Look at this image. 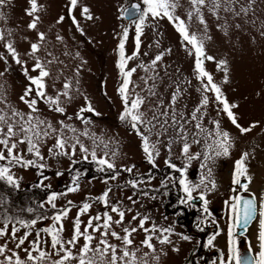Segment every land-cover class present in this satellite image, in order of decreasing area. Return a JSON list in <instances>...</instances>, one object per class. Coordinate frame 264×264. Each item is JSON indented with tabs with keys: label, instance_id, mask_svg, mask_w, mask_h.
Returning a JSON list of instances; mask_svg holds the SVG:
<instances>
[{
	"label": "snow or ice",
	"instance_id": "1",
	"mask_svg": "<svg viewBox=\"0 0 264 264\" xmlns=\"http://www.w3.org/2000/svg\"><path fill=\"white\" fill-rule=\"evenodd\" d=\"M28 2L29 8L26 9V14L31 17L28 29L35 31L36 36L34 40H28V48L23 53L15 46L12 33H6L0 29V44L4 49L3 52H0V61L8 65L9 59H11L15 64L20 65L29 82L23 95L19 97V101L26 105L27 111L12 103L3 85L0 84V161L6 162L0 164V181L18 189L19 178L14 175L12 169L17 166L35 167L41 176V180L35 187L50 188L51 185L44 184V181L49 179L44 175V171L49 168L48 159L51 158L57 162L58 157L72 159L79 151L83 154V161L87 162L91 157V161L97 165L96 171L106 174L103 180L106 189L101 195L94 198L88 197L80 205H76L77 213L72 221L71 235L68 239L64 238V221L69 217L74 204L72 200H68L66 206L58 209L56 201L61 196L78 192L80 177L86 175V172L81 173L76 170L66 191L51 192L46 201L38 205L40 209H45V205H49L51 209L55 210L51 215L44 211L37 214L35 218L25 220L20 215L11 214L5 208L3 215H0V240L3 241L0 242V264H149V256L158 262L159 256L155 255L154 241H158L161 245H173V241L170 239L173 228L158 225L150 214L142 213L132 207L137 204L143 207L141 204L143 197L157 199L155 195H150L148 190L141 187L150 185L151 180L155 179V175L150 169L147 179L137 173L136 178L118 185L121 190L128 186L135 190L133 195L127 197L132 206L126 205L123 200L114 198L113 186L110 182L117 181L122 172L131 175L136 166L118 167L116 163L118 149L110 146L113 142H106L102 138L96 137L94 133L90 134L88 126L91 125L92 120L85 114L92 113L96 116L100 114L95 111L87 96L84 97L85 105L74 116L67 115V108L64 105L65 102L70 103L73 99L72 81L64 78L62 87L55 89V80L63 76V67L60 66L64 62L56 55V46L49 40L48 32L39 29L41 17L38 13L43 10V5L39 4L38 0H28ZM10 3L11 0H0V9L7 7ZM188 3L186 19L176 14V10L180 7L179 0H141L140 3L131 6L133 11L123 10L125 16L138 18L131 21L135 31L133 53L128 55L125 49L126 41L129 38L128 27H122L117 46L119 57L117 67L123 77L121 86L118 88L123 103V111L119 120L130 126L131 130L139 137L141 149L152 169H158L157 159L161 156L163 149L166 154L164 164L171 170V173L179 174L178 176L168 174L162 178L161 188L168 189L170 183L174 186L178 184L184 193L179 198L181 205H190L196 199L193 192H199V198L204 205L203 211L207 213L206 193L217 188L214 177L216 162L219 158L230 156L231 149L235 145V139L229 131L222 128L220 119L214 118L206 121L209 105L214 102L217 105V116L219 117L221 114L226 116L241 135L250 133L258 126V122H253L247 127L239 122L234 111L239 106L228 100L222 91L221 84H218L212 73L205 68V61L216 62L217 70L224 73L223 83L226 84L229 82L228 61L226 59L217 61L216 57L206 53L204 40L190 31L189 21L193 18L197 19L204 26L205 36H207L205 9L216 16L217 20L220 19L221 10L234 19L240 20L243 17H249L250 11L254 12L252 5L255 0H248L247 3H241V0H188ZM65 7L67 18L71 20L81 35L85 33L80 20L75 15L77 10H79L80 17L86 21L99 19L92 13L90 7L81 3V0H67ZM149 18L157 22L167 19L182 37V42L189 55L195 56V76L200 82V87L197 89L200 92V100L191 111L184 110L187 109V105H184L183 108L179 107L186 92V89L182 87V82L173 81L167 85L168 88H172L167 99L164 93L159 91L164 77L157 71V65L163 60L166 53L171 52V49L159 52L147 65L141 62L137 67L142 68L146 73L151 71L153 74L141 77L143 87L133 85L131 78L137 68H128V61L141 55V36L145 22ZM4 19L6 17L0 11V20ZM65 19L66 16L61 15L55 24H62ZM224 19L225 22L219 24L218 27L225 36L229 35L230 28L239 29L241 27L240 23L228 24L227 16ZM262 28H264V23H262ZM51 30L50 28L49 31ZM261 35L264 36V31H261ZM207 39H211V37L207 36ZM54 40L63 44L64 37L56 33ZM157 46H159L158 41ZM62 55L68 56L69 53L65 51ZM143 55H147V53H143ZM76 56H79V53H76ZM29 62H31V72L36 75L30 74ZM83 63L87 62L82 61ZM53 65L57 66L58 75H54ZM80 70L81 66H77L74 75L78 76ZM6 71H8L7 67L4 71H0V77H3ZM165 75H168L167 71H165ZM49 80L53 81L51 85ZM76 83L78 84L79 81L77 80ZM130 85H132L131 88ZM49 87L55 89L54 94H49ZM136 88H139L140 91L137 92ZM76 91L79 92V89L77 88ZM41 103L47 105L49 111L65 116L67 121H80L85 125V129L81 131L63 119L53 123L46 117H42L39 106ZM82 137L91 141V149L84 143ZM50 139L53 142L47 148V156H45L41 149L47 145ZM194 146H200L201 151H193ZM101 147L103 154L98 156L96 149ZM174 150L176 159L181 161L180 164L173 160ZM250 158L254 159V154L245 151L234 162L232 184L236 187L232 191L237 194L226 201L229 209L228 252L226 256L222 257L220 264H264V195L258 197L250 191L249 186L253 182V176L249 171ZM193 160L201 161L200 168L204 170L198 183H192L188 179V169ZM79 162L72 160L73 164ZM63 174L59 170L55 173L56 176ZM242 178L245 182H242ZM152 191L159 193L160 189H152ZM163 194L167 195L168 193ZM3 203L4 198L0 197V207L3 206ZM97 203L101 204L105 210L97 212L95 215H88L86 222L82 220L81 217L89 214L93 205ZM21 211L33 213L36 210L28 207ZM45 219L51 220V224L36 230L35 238L29 241V236L32 235L31 230L35 228L38 221ZM253 222L257 224L258 251L254 255L242 254L237 246V234L233 229H241L239 235L244 236ZM21 228L28 231L18 235ZM141 232L144 233V237L137 243L136 236ZM181 239L188 241L190 237L183 235ZM214 239L215 236L210 238L207 242L208 245H212ZM26 241L28 242L27 246H25ZM10 243L14 244V247H10ZM46 245L50 247L51 251L46 250ZM173 251H179V248L173 245ZM21 252L24 253L23 257L20 255ZM252 252L253 248L249 241L247 253Z\"/></svg>",
	"mask_w": 264,
	"mask_h": 264
},
{
	"label": "rangeland",
	"instance_id": "2",
	"mask_svg": "<svg viewBox=\"0 0 264 264\" xmlns=\"http://www.w3.org/2000/svg\"><path fill=\"white\" fill-rule=\"evenodd\" d=\"M128 1L131 0H81L82 4L90 7L92 13L99 17V19L93 21H86L80 17L79 10H77L75 15L80 20L81 27L85 33L81 35L71 20L67 18V10L65 7L67 0H38V3L43 5V10L38 13L41 17L39 29L48 32L49 40L56 46V55L64 62L60 66L63 67V76L55 80V89L62 87L64 78L70 79L73 84V99L70 103L65 102L64 105L67 108V115L74 116L85 105L84 97L87 96L95 111L100 114L98 116L92 113L85 114L86 116H90L92 120L91 125L88 126L90 134L94 133L96 137L102 138L106 142H113L110 146L118 149L116 163L120 167L139 164V160L143 158V151L141 152L142 149L140 150L139 147V137H134L133 130H131L130 126L125 125L119 120V116L123 111V103L118 93V88L121 86L123 77L117 67L119 59L117 46L122 27L129 28V38L125 44L126 53L131 55L135 50V31L131 23L132 20L124 22L121 14L123 7ZM132 1L141 2V0ZM247 2L248 0H241V3ZM179 4L180 7L176 10V14L186 19V13L189 9L188 0H179ZM141 7L143 8V5ZM28 8V0H11L10 5L0 9L6 17V19L0 20V29L6 33H12L15 46L21 53L28 48V40H34L36 36L35 31L28 29V23L31 21V17L26 14V9ZM252 8L254 12H249L250 18L243 17L240 20L234 19L223 10L220 11V19L217 20L216 16L205 9L207 36H210L211 39H207L204 26L197 19L193 18L189 21L190 31L196 33L198 37L204 40L206 53L216 57L217 61L221 59L228 61L229 82L226 84L223 83L224 73L217 70L216 62L205 61V68L212 73L215 81L221 84L222 91L228 100L239 106L234 110L239 118V122L245 117L257 116L259 113H263L264 109L261 106V103L264 101V36L261 35V31H264V28H262V23H264V0H255ZM61 15L66 16L65 21L62 24H55V21ZM226 16L228 24H241L239 29L235 27L230 28L228 36H225L224 32L218 27L219 24L225 22L224 18ZM50 28L52 29L51 31H49ZM56 33L64 37L63 44L54 40ZM25 37L27 39H24ZM141 41V55L128 61V68H137V71L133 73L131 78L133 85L143 87L141 77L151 76L153 74L151 71L146 73L142 68L137 67L141 62L147 65L156 54L165 49H171V52L166 53L163 60L157 65V71L164 77L159 91L164 93L167 99L172 91V88H168L167 85L173 81L182 82V87L186 89V92L180 101L179 107L183 108L184 105H187V109L184 110L186 112L191 111L200 100V92L197 90L200 87V82L195 76V56L189 55V52L182 42V37L176 31L175 27L167 19H162L157 22L149 18L145 22ZM157 41L159 42V46H157ZM3 51V46L0 44V52ZM65 51L69 53L68 56L62 55ZM76 53H79V56H76ZM143 53H147V55H143ZM82 61H86L87 63L82 64ZM77 66H81V70L79 75L75 76L74 72ZM5 67L8 68V71L5 72L3 77H0V84L3 85L11 102L16 104L20 109L27 111L26 105L19 101V97L23 95L29 83L23 74V68L15 64L11 59H9L8 65L0 61V71H4ZM28 68L31 75H36V73L31 72V62H29ZM52 69L54 75H58L57 66L53 65ZM165 71H167L168 75H165ZM77 80L79 81L78 84L76 83ZM52 83L53 81L49 80V84L51 85ZM131 87L132 85H130ZM77 88L79 92L76 91ZM55 89L49 87V94H54ZM136 91L139 92L140 89L136 88ZM39 106L41 108L40 115L46 117L53 123L57 120H66L65 116L49 111L47 105L41 103ZM216 109L217 105L214 102L209 105L206 121L217 118L221 120L223 129H235L226 116L223 114L219 117L217 116ZM66 122L73 124L81 131L85 129V125L78 120H66ZM81 139L91 149V141L84 137ZM52 142L50 139L47 145L42 147L41 151L45 156H47V148L51 146ZM96 151L98 156L103 154L102 147L97 148ZM163 153L164 150L162 149L161 154ZM82 155V153L77 151L76 156L72 157V159L58 157V162L57 160L49 158V168L44 171V175L48 176L49 179L44 181V184L51 185L49 189L52 192L60 193L66 191V187L71 184L73 177V175L70 177L66 173V170L72 165V160H82ZM160 159L161 156L157 159L159 165L163 161ZM89 160H91V157H89ZM4 163L6 162L0 161V164ZM142 169L143 167L139 169L136 167L133 172H138ZM58 170L64 174L62 176H56L55 173ZM12 171L19 178L20 186L32 182L38 184L41 180V176L38 174L39 170L35 167L22 168L17 166ZM128 178L132 179L128 177L126 172H123L117 181H111L110 183L113 186L114 198L123 200L126 205L132 206L129 204L127 197L133 195L135 190L127 187L121 190L118 187L120 183L129 180ZM156 184L157 181L152 180L150 185L147 186L153 187ZM105 189L106 185L103 179L91 178L87 173L80 177V190L78 192L69 193L57 199L56 204L58 209L66 206L68 200H72L74 204L69 213V217L64 221L65 239H68L71 235L72 221L77 213L76 205H80L88 197L94 198L101 195ZM149 199L145 197V199H142L145 201L141 204H143V207H149L150 209L147 211V209L143 208L141 212L151 215L152 210ZM45 207L50 206L45 205ZM132 207H135L139 211L141 208L140 204ZM104 210L101 204H94L90 213L82 216L81 219L86 222L88 215H95L97 212H103ZM50 224L51 220L49 219L38 221L35 228L31 230L32 235L29 236V241L35 238L36 230L49 226ZM24 231L28 230L21 228L18 235H22ZM41 235L43 236L44 234L42 233ZM143 237L144 233L142 234V232L136 236L137 243ZM0 242L3 241L0 240ZM154 243L156 245V241ZM27 245L28 242L26 241L25 246ZM9 246L14 247V244L10 243ZM45 248L51 251L49 246L46 245ZM20 255L23 257L24 253L21 252ZM148 259L149 264L150 262L151 264H156V261L151 256Z\"/></svg>",
	"mask_w": 264,
	"mask_h": 264
},
{
	"label": "flooded vegetation",
	"instance_id": "3",
	"mask_svg": "<svg viewBox=\"0 0 264 264\" xmlns=\"http://www.w3.org/2000/svg\"><path fill=\"white\" fill-rule=\"evenodd\" d=\"M129 2L130 1H128L126 5H128ZM122 19L124 22L132 20H127L124 17ZM261 106L264 107V101L261 103ZM253 122H258V126L250 133L244 135H241L236 128L227 130L235 139V145L231 149L230 156L219 158L216 162L214 177L217 188L214 191L206 193V199L208 200L207 213L203 211L204 205L203 201L199 198V192H193L196 199L192 201L190 205H181L179 204V198L182 197L184 193L181 191L178 184L174 186L170 183L168 189L161 188L162 178L168 174L175 176L179 175L178 173H171V170L164 164V160L166 159L165 152L161 154L160 160L163 161L160 165L158 164V169H152V166L148 164L143 153V158L139 160V164H133L138 169L140 167H143V169L138 172H133L134 174L132 175L126 172L128 177L132 179L136 178L137 173L147 179V173L151 169L155 175V179L153 180L157 181V184L153 187L147 185L142 186V188L150 192V195H155L158 199H149L152 210L151 216L158 225L163 227L171 226L173 228V234L170 236V239L173 241V245L179 248V251H173V245H161L156 241L155 255L159 256V261H156V264H220L222 257L227 255L229 209L226 201H229L230 197L237 194L232 191V189L236 187L232 184V173L235 160L239 159L243 152L248 151L254 154V159L250 158L251 163L249 171L253 176V182L249 186L250 191L255 193L258 197L263 195L264 191V109L263 113H259L257 116L245 117L240 121L245 127ZM133 133L134 137L137 136L134 131ZM139 147L141 150V146ZM193 151H201V147L194 146ZM173 160L177 164L181 163L180 160L176 159V151H174ZM200 163L201 161L199 160H193L188 169V179L192 183H198L202 171H204L200 168ZM121 174H123V172ZM242 182H245L243 178ZM122 184H124V182L120 183V185ZM157 188L160 189L159 193L152 191V189ZM165 192L168 194L164 195L163 193ZM142 199H145V197ZM142 199L141 203L145 201ZM143 208L147 209V211L150 209L149 207H141L140 212ZM164 217H167V219H164ZM233 231L237 234V246L242 254L254 255L255 252L258 251L256 222L251 224L248 232L244 236L239 235L241 232L239 228H235ZM217 233L219 234L217 235ZM183 235L189 236L190 240L185 241L181 239ZM213 236H215V239L212 245H208V240ZM249 241L253 248L252 253H247Z\"/></svg>",
	"mask_w": 264,
	"mask_h": 264
},
{
	"label": "trees",
	"instance_id": "4",
	"mask_svg": "<svg viewBox=\"0 0 264 264\" xmlns=\"http://www.w3.org/2000/svg\"><path fill=\"white\" fill-rule=\"evenodd\" d=\"M80 161L79 163L73 164L66 170V173L71 177L74 175L76 170L81 173H88L92 178H105V173H100L96 171L97 165L91 160ZM36 183L32 182L24 186H20L16 189L14 187L8 186L5 182L0 181V197L4 198L3 206L0 207V215H3L4 209H8L13 215H20L25 220H30L35 218V216L41 212L46 211L48 215H51L55 210L51 207H45V209H40L38 205L45 201L48 195L52 192L49 188L35 187ZM129 189H132L128 186ZM134 190V189H132ZM28 207L34 208L36 211L33 213H28L27 211H21V209H27Z\"/></svg>",
	"mask_w": 264,
	"mask_h": 264
},
{
	"label": "water",
	"instance_id": "5",
	"mask_svg": "<svg viewBox=\"0 0 264 264\" xmlns=\"http://www.w3.org/2000/svg\"><path fill=\"white\" fill-rule=\"evenodd\" d=\"M137 3H138V2H136V1H130L129 4L126 5V6L123 8V10H124V9H128V10L131 12V11H133L132 8H131V6H132L133 4H137ZM123 10H122V13H121V14H122V16H123L125 19H127V20H129V19H134V17H132V16H125ZM263 189H264V187H263ZM263 195H264V191H263Z\"/></svg>",
	"mask_w": 264,
	"mask_h": 264
}]
</instances>
